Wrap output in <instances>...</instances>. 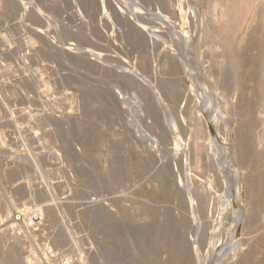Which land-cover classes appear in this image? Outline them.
Returning <instances> with one entry per match:
<instances>
[{
	"label": "rangeland",
	"instance_id": "374dc122",
	"mask_svg": "<svg viewBox=\"0 0 264 264\" xmlns=\"http://www.w3.org/2000/svg\"><path fill=\"white\" fill-rule=\"evenodd\" d=\"M212 1L0 0V264H264V0Z\"/></svg>",
	"mask_w": 264,
	"mask_h": 264
},
{
	"label": "bare ground",
	"instance_id": "6f19581e",
	"mask_svg": "<svg viewBox=\"0 0 264 264\" xmlns=\"http://www.w3.org/2000/svg\"><path fill=\"white\" fill-rule=\"evenodd\" d=\"M263 4H264V1H263ZM257 5H258L257 0H214V3L212 1V8L213 9L219 8L220 17H215V19H212L211 17H209L212 20H215L214 22L217 23L216 25H214L215 28L213 30L211 29L212 30L211 35L217 36V38L219 40H221V42H223L222 43L223 45L227 46V44H228L227 49H229L230 48L229 42L231 40L237 39V37L239 36V34L241 33V31L243 29V25L246 22L247 18L250 16H253L254 12H256L255 8ZM249 23H250V21H249ZM209 35H210V33H209ZM212 37L214 38V36H212ZM242 37H240L239 40L242 41V39H241ZM209 38L211 39V37H209ZM241 41H237L239 45H241L239 43ZM231 43H233V41ZM231 43H230V45H231ZM230 49H229V51H230ZM233 49H234V47H233ZM233 49L231 51H233ZM233 55H235V54H233ZM234 64H236V63H234ZM253 192H254V190H253ZM10 261H12V260H10ZM10 261L8 264H10Z\"/></svg>",
	"mask_w": 264,
	"mask_h": 264
},
{
	"label": "built area",
	"instance_id": "2783aa9c",
	"mask_svg": "<svg viewBox=\"0 0 264 264\" xmlns=\"http://www.w3.org/2000/svg\"><path fill=\"white\" fill-rule=\"evenodd\" d=\"M22 25H21V21H18V22H13V23H11L10 25H9V27H7L6 29H20V30H22V27H21ZM1 30H3V31H5V29L4 28H1ZM21 32H25V31H21ZM1 36H4V33L1 35ZM22 37H23V39H27V42L31 39V41H32V38L31 37H29V36H27V35H25L24 33H23V35H22Z\"/></svg>",
	"mask_w": 264,
	"mask_h": 264
}]
</instances>
